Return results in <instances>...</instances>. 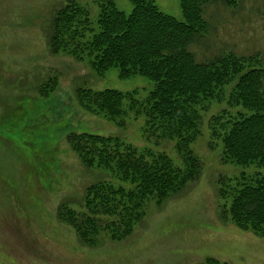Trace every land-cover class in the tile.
I'll return each mask as SVG.
<instances>
[{
  "label": "rangeland",
  "instance_id": "1",
  "mask_svg": "<svg viewBox=\"0 0 264 264\" xmlns=\"http://www.w3.org/2000/svg\"><path fill=\"white\" fill-rule=\"evenodd\" d=\"M64 1L0 0V264H199L208 257L263 264L264 238L220 218L221 208L230 204L220 195L221 177L230 189V182L235 186L264 176V167L223 162L222 141L212 135L214 117L244 111L229 107L235 83L202 113L201 134L191 145L201 159L200 178L162 207L150 201L129 237L115 241L105 232L98 245L87 247L76 230L59 219L63 204L86 213L85 190L97 181L131 187L109 171L84 166L70 146L72 133L118 137L141 152L165 153L181 165L175 144L147 139L143 114L128 112L121 128L80 106L78 88L134 93L142 102L155 83L140 75L122 78L118 68L99 76L87 60L78 61L66 52L52 54L47 32ZM77 1L96 21V0ZM114 1L120 10L131 12L130 0ZM153 1L162 12L184 21L179 0ZM243 1L241 10L213 8L219 25L201 46L193 47L198 61L228 50L264 58V0ZM51 77L58 84L43 96L39 88Z\"/></svg>",
  "mask_w": 264,
  "mask_h": 264
},
{
  "label": "trees",
  "instance_id": "2",
  "mask_svg": "<svg viewBox=\"0 0 264 264\" xmlns=\"http://www.w3.org/2000/svg\"><path fill=\"white\" fill-rule=\"evenodd\" d=\"M179 1L184 21L162 12L153 0H130L129 14L114 0H96V21L79 1L65 0L51 18L47 36L52 54L66 52L78 61L87 60L99 76L118 68L122 78L140 75L155 83L142 102L134 93L78 88L80 106L121 128L126 126L123 116L128 112L143 114L147 139L158 145L175 144L181 158V165L176 166L167 154L141 152L118 137L70 134V146L84 166L109 171L131 186L97 181L85 190L86 213L60 206L59 219L76 230L84 246L95 247L105 232L112 240L126 239L144 218L150 201L162 207L200 178L201 159L191 145L201 134L202 113L210 102L221 100L225 87L232 83L229 107L244 111L214 117L212 135L222 141L223 162L264 167V58L259 53L242 55L228 50L198 61L193 49L219 25V14L213 8L241 10L244 1ZM57 84L51 77L39 93L47 96ZM125 101L130 104L125 106ZM219 183L221 197L230 199L220 210L222 222L264 238V176L235 186L230 182V189L226 178L221 177ZM199 264L232 263L208 257Z\"/></svg>",
  "mask_w": 264,
  "mask_h": 264
}]
</instances>
